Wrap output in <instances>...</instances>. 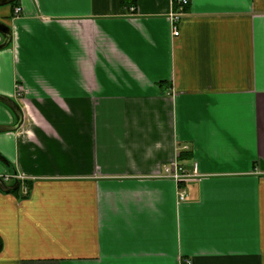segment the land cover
<instances>
[{
	"label": "crops",
	"instance_id": "obj_1",
	"mask_svg": "<svg viewBox=\"0 0 264 264\" xmlns=\"http://www.w3.org/2000/svg\"><path fill=\"white\" fill-rule=\"evenodd\" d=\"M173 10L0 7V264H264V0Z\"/></svg>",
	"mask_w": 264,
	"mask_h": 264
},
{
	"label": "built area",
	"instance_id": "obj_2",
	"mask_svg": "<svg viewBox=\"0 0 264 264\" xmlns=\"http://www.w3.org/2000/svg\"><path fill=\"white\" fill-rule=\"evenodd\" d=\"M190 0H173L174 10L171 12L170 17L173 22V34L174 36H179V30L177 23L181 19V17L185 14L186 7L189 5ZM135 9H133L134 11ZM22 13V7L16 6L14 8V15L19 16ZM18 96L20 97L21 94L19 93ZM163 177L165 178H171L173 180H176L177 182L183 180L185 177L182 173L181 168H179L177 163H172L170 165H166L163 172ZM14 180H21L23 178L18 177L17 175L13 178ZM4 180L8 181V178H5ZM187 198V195L185 192L180 194V200H185Z\"/></svg>",
	"mask_w": 264,
	"mask_h": 264
},
{
	"label": "water",
	"instance_id": "obj_3",
	"mask_svg": "<svg viewBox=\"0 0 264 264\" xmlns=\"http://www.w3.org/2000/svg\"><path fill=\"white\" fill-rule=\"evenodd\" d=\"M18 0H0V7L2 6H6V5H11L14 4L15 2H17ZM0 33L3 34V36L5 37V40L2 44H0V50L4 49L5 47L8 46L10 40H11V29L9 27H7L6 25H4L3 23L0 22ZM0 101L6 103L7 105H9L10 107H12L16 113L18 114L20 121L19 123H21L22 121V116L17 108V106L15 105V103L13 101H11L8 98H3L0 97ZM19 124H17L14 127H10V126H0V132H5V131H12L15 130L16 128H18ZM0 183L3 186V188H5L6 186L4 185V180L0 177Z\"/></svg>",
	"mask_w": 264,
	"mask_h": 264
},
{
	"label": "trees",
	"instance_id": "obj_4",
	"mask_svg": "<svg viewBox=\"0 0 264 264\" xmlns=\"http://www.w3.org/2000/svg\"><path fill=\"white\" fill-rule=\"evenodd\" d=\"M17 2H15L14 4H16ZM6 187L4 188V190L6 192H14V193H20V183L16 180V182L14 184H4ZM27 187H29V190L31 189V184L30 183H27ZM28 197V194L27 195H24L22 196V198H26ZM0 250H1V241H0Z\"/></svg>",
	"mask_w": 264,
	"mask_h": 264
}]
</instances>
